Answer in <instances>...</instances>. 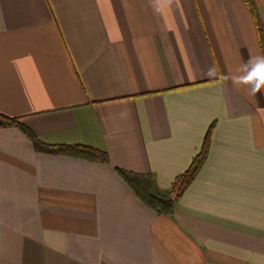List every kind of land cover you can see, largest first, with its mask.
Listing matches in <instances>:
<instances>
[{
  "label": "crops",
  "instance_id": "0c3cea01",
  "mask_svg": "<svg viewBox=\"0 0 264 264\" xmlns=\"http://www.w3.org/2000/svg\"><path fill=\"white\" fill-rule=\"evenodd\" d=\"M264 55V0H0V264H264V90L233 86ZM211 69V71H210ZM172 214L116 168L169 189Z\"/></svg>",
  "mask_w": 264,
  "mask_h": 264
},
{
  "label": "trees",
  "instance_id": "16d2710c",
  "mask_svg": "<svg viewBox=\"0 0 264 264\" xmlns=\"http://www.w3.org/2000/svg\"><path fill=\"white\" fill-rule=\"evenodd\" d=\"M3 127L19 128L32 141L37 151L75 156L90 161L109 162L107 152L89 146L47 144L26 127L19 117H10L0 112V128ZM210 135L211 128L205 136L200 152L193 158L188 169L175 178L169 189H160L153 174H139L120 168H116V171L147 206L159 214H172L177 200L195 179L206 159Z\"/></svg>",
  "mask_w": 264,
  "mask_h": 264
},
{
  "label": "clouds",
  "instance_id": "9594fccd",
  "mask_svg": "<svg viewBox=\"0 0 264 264\" xmlns=\"http://www.w3.org/2000/svg\"><path fill=\"white\" fill-rule=\"evenodd\" d=\"M230 79L233 86L245 88L252 96L264 90V55L249 57L239 74L232 75Z\"/></svg>",
  "mask_w": 264,
  "mask_h": 264
}]
</instances>
